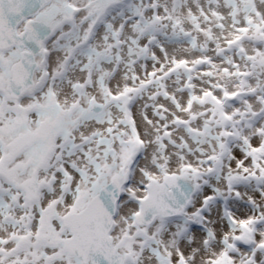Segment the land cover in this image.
Listing matches in <instances>:
<instances>
[{
  "label": "snow or ice",
  "instance_id": "obj_1",
  "mask_svg": "<svg viewBox=\"0 0 264 264\" xmlns=\"http://www.w3.org/2000/svg\"><path fill=\"white\" fill-rule=\"evenodd\" d=\"M0 264H264V0H0Z\"/></svg>",
  "mask_w": 264,
  "mask_h": 264
}]
</instances>
